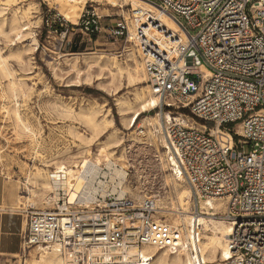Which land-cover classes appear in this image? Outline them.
Segmentation results:
<instances>
[{"label":"built area","instance_id":"built-area-1","mask_svg":"<svg viewBox=\"0 0 264 264\" xmlns=\"http://www.w3.org/2000/svg\"><path fill=\"white\" fill-rule=\"evenodd\" d=\"M145 1L178 28L163 27L160 40L135 26L133 38L155 109L170 115L156 130L169 169L188 187L192 214L201 211V200L220 201L231 228V255L222 264H264V0ZM79 18L88 34L99 30L95 14ZM124 31L121 23L111 33ZM50 175L65 178L61 170ZM58 195L54 210L23 211L24 250H55L69 264H129L120 251L180 248V229L160 218L153 196L107 194L100 203L61 207V190Z\"/></svg>","mask_w":264,"mask_h":264},{"label":"rangeland","instance_id":"rangeland-1","mask_svg":"<svg viewBox=\"0 0 264 264\" xmlns=\"http://www.w3.org/2000/svg\"><path fill=\"white\" fill-rule=\"evenodd\" d=\"M130 9L127 0H0V174L7 184L18 181L14 199L29 196V188L35 191L34 211L54 210L59 200L42 203L37 169L49 165L48 175L59 160L79 155L75 160L81 162L84 153L102 159L103 143L109 139L117 143L109 149L113 158L121 159L127 168L126 196L139 201L158 195L167 205L173 202L178 185L173 192L171 183H165L171 171L157 136L159 125L154 120L153 125L148 123L158 110L141 113L129 126L142 88L148 85L144 70L139 79L133 72L134 66L142 68V59L130 32L136 28ZM82 13L99 18L97 32L84 31ZM121 23L129 33L115 37L111 31ZM180 112L188 116L189 125H204L188 111ZM88 113L100 125L99 139L82 148L80 139L92 135ZM61 192L62 207L67 203ZM217 211L212 223L220 228L223 208ZM213 225L205 232L217 237ZM36 256L35 247L28 248L16 264H27Z\"/></svg>","mask_w":264,"mask_h":264},{"label":"bare ground","instance_id":"bare-ground-1","mask_svg":"<svg viewBox=\"0 0 264 264\" xmlns=\"http://www.w3.org/2000/svg\"><path fill=\"white\" fill-rule=\"evenodd\" d=\"M127 2L131 6L132 23L135 26H142L143 35L149 38L155 37L164 40L161 33L163 27L168 31L178 32L176 24L163 15L151 3L145 0H127ZM151 17L159 20L160 24L155 25L152 21H149ZM130 32L134 35L133 30ZM161 42L164 43L162 45L163 48L168 53H171L169 50L171 49L170 43L166 40ZM142 68L139 65L134 66L133 72L138 79L143 76ZM157 104L158 100L156 96L150 93L149 86H144L139 97L137 111H135L136 115L133 118H129V122L131 120L129 126L134 125L141 113L155 108ZM169 118L170 115L168 112H158L148 119V123L149 125H153L151 120H154L155 125H160L163 119L167 120ZM86 120L91 128L92 135L80 139L82 140L80 144L82 148H89L99 139L96 133L100 125L95 120V115L91 113L86 114ZM25 129L27 130V126ZM217 133L220 134V137L222 136L220 132ZM226 137L229 140L227 135ZM103 145L105 155H103L102 159L98 156L85 155L84 153L82 154L83 160L81 162L75 160L79 155L70 156L68 160H59L55 165V169L64 172V179L55 180L53 177H50V172L46 175L45 167H49V165H43L41 169H37V174L41 177L42 181L38 188V196L42 203L48 204L51 199L54 201L60 199L58 195L59 190L64 191L66 194V200L64 201L67 204H64L65 206L100 203L101 199L107 194H115L117 197L125 196L126 190L124 183L128 174L127 168L121 159H114L112 152L109 151L110 148L117 146V143L109 139ZM166 162L168 163V170H170L167 158ZM168 176L169 178L167 181L165 180V183H171L170 186L172 189L176 187L175 185H178V188L175 190L177 193L179 190V196L173 189L174 199L173 202H169L170 205L164 202L166 201L165 199H160L159 201V198L156 197L158 195L150 196L156 198L158 211L163 212V216L160 213V218L166 222L170 219V223H168L180 229V248L175 251H170L168 248L158 249L154 246L146 245L139 250L131 248L125 253L120 251L121 258L129 264H213L217 260L223 261L229 258L231 253L227 247V235L231 230L230 225L221 215L218 216L220 228L214 226L212 223L214 216L218 213L217 210L222 208L220 201L212 198L201 200V211L192 214L188 187L177 179L172 171L168 173ZM29 179L30 174L24 177V182L27 183ZM17 183V180L8 181V191L11 195L13 194L12 191H15L17 188ZM29 191V196H24L23 200L18 198L14 199L16 208H21L22 205L35 206L33 201V197L36 195L35 191L30 188ZM210 225L215 227L219 236L214 237L213 232L211 235H206L205 230H211ZM203 235H205V239L202 241ZM35 250L37 251V256L29 260L27 264H69L68 260L62 255L60 256L55 250L48 251L41 247H35ZM130 258L131 261H129ZM222 261L219 264H222Z\"/></svg>","mask_w":264,"mask_h":264},{"label":"crops","instance_id":"crops-1","mask_svg":"<svg viewBox=\"0 0 264 264\" xmlns=\"http://www.w3.org/2000/svg\"><path fill=\"white\" fill-rule=\"evenodd\" d=\"M10 195L7 180L0 174V264H16L24 252L26 214L16 209Z\"/></svg>","mask_w":264,"mask_h":264}]
</instances>
